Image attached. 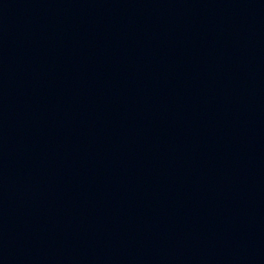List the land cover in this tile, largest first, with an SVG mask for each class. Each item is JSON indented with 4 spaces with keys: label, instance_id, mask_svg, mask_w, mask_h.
Masks as SVG:
<instances>
[{
    "label": "water",
    "instance_id": "obj_1",
    "mask_svg": "<svg viewBox=\"0 0 264 264\" xmlns=\"http://www.w3.org/2000/svg\"><path fill=\"white\" fill-rule=\"evenodd\" d=\"M0 264H264V0H0Z\"/></svg>",
    "mask_w": 264,
    "mask_h": 264
}]
</instances>
